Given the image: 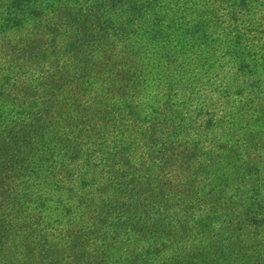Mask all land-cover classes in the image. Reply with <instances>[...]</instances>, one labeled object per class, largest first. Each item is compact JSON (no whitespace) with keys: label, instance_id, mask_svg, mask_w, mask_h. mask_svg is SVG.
<instances>
[{"label":"trees","instance_id":"1","mask_svg":"<svg viewBox=\"0 0 264 264\" xmlns=\"http://www.w3.org/2000/svg\"><path fill=\"white\" fill-rule=\"evenodd\" d=\"M263 84L264 0H0V264H264Z\"/></svg>","mask_w":264,"mask_h":264},{"label":"rangeland","instance_id":"2","mask_svg":"<svg viewBox=\"0 0 264 264\" xmlns=\"http://www.w3.org/2000/svg\"><path fill=\"white\" fill-rule=\"evenodd\" d=\"M237 87L238 89L241 88H247L250 85H259V83H246V81L241 78L238 82H237ZM264 87V84H263ZM249 96H244V94H240L238 95V100L239 101H244L245 98H247ZM264 127L263 126H251L250 130H247L245 132H242L238 135V133L235 135L234 139H236V142H249V146L247 147H253L257 149V154H250L247 156V158H255V160L257 158H260V160H262L261 162L264 163ZM238 135V136H237ZM198 246V245H197Z\"/></svg>","mask_w":264,"mask_h":264}]
</instances>
